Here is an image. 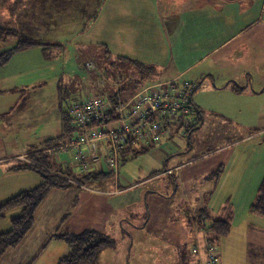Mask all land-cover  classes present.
Listing matches in <instances>:
<instances>
[{
	"label": "rangeland",
	"instance_id": "1",
	"mask_svg": "<svg viewBox=\"0 0 264 264\" xmlns=\"http://www.w3.org/2000/svg\"><path fill=\"white\" fill-rule=\"evenodd\" d=\"M50 1L0 0V25L18 29L35 25V37L63 44L49 56L41 47H35L26 53L29 58L13 57L7 68L0 71V76L5 74L0 79V169L3 170L18 164L19 152L24 156L23 152L34 146L59 147L71 142L74 133L63 127L65 99L74 91L77 94L86 91L78 79H85L80 69L87 57H93L99 64L97 72L100 71L89 86L108 94L111 93L108 85L116 84L119 88L120 80L126 83V96H130L137 85L140 89L165 78V71L158 69V65L154 71L137 72L124 62L117 65L115 54L109 57L103 50L88 51L89 42L81 34L94 24L105 0H74L66 6V15L57 19L49 15ZM16 42L15 38L8 42L0 40V52L12 48ZM112 61L117 64L112 65ZM60 86L66 97H62ZM16 87L18 90L13 91ZM213 99L220 101L223 97ZM257 107L250 122L225 121L218 112L207 109L204 124L194 129L190 140L179 131L173 140L169 138L175 144L161 141L150 142L149 146L142 142L148 148L129 156L120 165L118 193L114 192L118 184L112 176L87 181L85 188L52 189L36 212L32 229L36 230L24 241L23 251L12 255V261L57 264L68 252V245L62 239L49 240L50 236L46 239L58 228L59 233L86 229L104 232L110 244L94 264H210L207 245L219 255L216 264H264V215L250 211L264 178V96ZM225 133L239 142L220 150L227 141ZM47 153L53 157L56 154L48 150ZM165 153L176 161L193 160L189 166L168 173L166 168L171 164L165 166ZM58 154L73 163L72 149L58 150ZM104 168L109 170L106 165ZM220 168L224 170L220 179L208 178ZM29 175L39 178L34 172ZM19 176L20 181L23 175ZM228 197L231 204L221 208ZM199 208L212 218L231 215L230 234L215 240L208 232L209 217L202 227L195 226L192 215H198ZM24 251L28 258L23 257Z\"/></svg>",
	"mask_w": 264,
	"mask_h": 264
},
{
	"label": "crops",
	"instance_id": "2",
	"mask_svg": "<svg viewBox=\"0 0 264 264\" xmlns=\"http://www.w3.org/2000/svg\"><path fill=\"white\" fill-rule=\"evenodd\" d=\"M33 28L36 26L32 25L27 33L35 34ZM82 33L89 42L87 46L91 47L88 50L91 53L99 49L108 56V47L109 57L113 54L115 57L126 56L131 60L154 66L151 71L158 65V69L165 71V78L155 83L182 79L197 83L192 94V101L199 115L197 127L204 124V112L207 109L218 112L225 121L250 122L253 112L258 108L260 97L264 96V0H105L94 24ZM32 49L24 50L20 54L18 52L13 57L20 55L19 59H27L30 54L26 53L33 51ZM88 60H93V57H87L82 62L80 71L85 79L79 76L78 80L84 83L85 90L101 92L96 90L95 86H89L92 79L99 77L100 71H87L85 62ZM95 63L99 68V64ZM7 65L1 67L0 71L6 69ZM126 65L132 66L127 62ZM3 75L5 74L2 73L0 79ZM116 88V84L108 85L110 91ZM17 90V87L13 88V91ZM218 96L224 100L213 99ZM174 136L173 134L170 139L173 140ZM231 138L225 133L224 139L227 141L220 150L239 142V139ZM170 139L165 137L162 141L175 144ZM146 143L151 145L150 142ZM55 148L34 146L33 149L23 152L24 156L20 155L21 152L16 155L18 164L9 170L0 169V203L21 191L38 186L43 180L39 173L31 169L18 170L15 167L28 163L29 156L35 152H51L55 151ZM165 156V166L171 164L166 168L168 173L189 166L193 160L182 162L176 161L169 153H165ZM54 157L58 164H62L67 170L81 174V171L77 170L78 166L69 162L68 158L60 157V154H55ZM33 172L37 173L39 178L29 175ZM222 172L215 178L220 179L224 174ZM213 173L208 178L213 177ZM21 174L23 176L19 181ZM26 184L30 186L25 187ZM119 186L120 184L114 190L115 193L121 191ZM71 187L85 188L84 184H74ZM77 202L78 196L75 199L76 205ZM226 204H231L229 197L221 208ZM200 210L201 208L197 211ZM20 214L21 208L7 211L5 217L0 219V233L9 230L11 220ZM209 217L212 218L211 215ZM35 230L36 228L31 230L16 248L9 249L0 258V264H23L12 261V255L18 250L23 251L24 241ZM57 230L58 228L55 229L56 232L52 230L46 240L53 234H59ZM23 253V257L28 258L25 251ZM217 256L219 258V255Z\"/></svg>",
	"mask_w": 264,
	"mask_h": 264
},
{
	"label": "trees",
	"instance_id": "3",
	"mask_svg": "<svg viewBox=\"0 0 264 264\" xmlns=\"http://www.w3.org/2000/svg\"><path fill=\"white\" fill-rule=\"evenodd\" d=\"M73 1L74 0H51L49 7V15L51 19H57L60 16H62L63 18L68 10L66 6L73 3ZM37 13H39V11L36 9L35 16H37ZM31 26L23 25L18 29L14 26H8L4 24L0 25V40L8 42L11 41V39L15 38V40L17 41L12 48L0 52V68L7 65L13 58V56L19 51L41 47L43 53L46 56H49L50 52H53V49H59L63 47V44L44 42L41 39L35 37L33 34H30V32L27 33L29 27L32 28ZM106 53L109 56L108 47H106ZM115 60L118 62V64L117 62L112 61V65H119L123 64L122 62H127L131 63L137 71H142L145 73L150 72L154 69V66L150 64H145L137 60H131L122 55L116 56ZM118 83L121 86L111 91V97L114 100H117L118 98L124 100L129 99L139 90V85H137L136 91L132 94H130V92L128 93L130 94V96H126V83L124 82V80H120ZM133 87H136V85H134ZM59 88L62 91L63 97L64 93L62 87L60 86ZM76 94L77 93L74 91L71 96L65 99V101L68 98H72ZM63 113L64 129H69L74 132L72 118L69 115L68 109L64 110ZM110 120H116V118L114 116H111ZM197 126L198 125L193 126L188 130L187 136L189 137V139L191 134L193 133V130ZM179 131L180 129L178 128L175 130V132H173V134L175 135ZM49 142L52 143L51 141H48V143ZM141 142L142 140L136 139L135 137H132L129 140L126 149L121 153L120 165L122 162H125L129 156L134 157L140 151H144L148 148ZM51 147L52 146H47L45 148ZM30 158V163H23L16 166L15 168L18 170H34L41 175L43 180L38 186L32 189L21 191L20 193L0 203V219L5 217L7 211L11 209L21 208V214L11 220V228L5 232L0 233V258H2L9 249L16 248L23 241L26 235L32 230L36 221V212L52 189L68 188L74 186V182H71L72 180L78 182L79 184H85L87 181H99L110 176L115 179L116 185L120 184L119 178L116 179L112 173H109L106 170L81 172V174L71 171L70 169L67 170L62 164H58V160L56 161L55 157L49 155L47 152L33 153L31 154ZM221 172L222 168L218 169L217 172H214L213 176H218L221 174ZM250 209L253 212L264 215V178L258 188L256 198L251 204ZM198 213L199 214L196 216L192 215V221H194L193 224H195V226L197 225L198 227H202L203 223L207 222L206 218H208L209 215L204 209H201ZM231 218V215L227 218H210V222L208 224V232L210 234H213L212 236L213 238H215V240L219 237L227 236L230 233ZM53 237L64 240L69 247V252L66 255L60 257L57 264H94L98 260L104 249L110 244V239L106 236V234L96 229H86L79 233L64 232L53 234L50 238Z\"/></svg>",
	"mask_w": 264,
	"mask_h": 264
},
{
	"label": "built area",
	"instance_id": "4",
	"mask_svg": "<svg viewBox=\"0 0 264 264\" xmlns=\"http://www.w3.org/2000/svg\"><path fill=\"white\" fill-rule=\"evenodd\" d=\"M87 71L98 69L94 60L85 63ZM197 83L172 80L142 86L129 99H112L111 93L88 90L68 98L74 135L69 144L55 148L73 150V163L81 172L105 170L119 178L121 153L132 137L159 143L173 136L176 129L187 136L198 124L199 115L192 101ZM114 116L116 120H110ZM76 149V150H75ZM107 171V170H106ZM214 249V251H213ZM210 264L217 263L215 248L207 245Z\"/></svg>",
	"mask_w": 264,
	"mask_h": 264
}]
</instances>
